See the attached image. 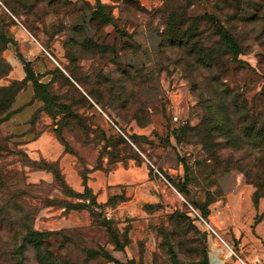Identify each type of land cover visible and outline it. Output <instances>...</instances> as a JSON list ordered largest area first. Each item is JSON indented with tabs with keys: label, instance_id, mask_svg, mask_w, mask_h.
Segmentation results:
<instances>
[{
	"label": "rangeland",
	"instance_id": "rangeland-1",
	"mask_svg": "<svg viewBox=\"0 0 264 264\" xmlns=\"http://www.w3.org/2000/svg\"><path fill=\"white\" fill-rule=\"evenodd\" d=\"M1 1L0 264H264V0Z\"/></svg>",
	"mask_w": 264,
	"mask_h": 264
},
{
	"label": "crops",
	"instance_id": "crops-1",
	"mask_svg": "<svg viewBox=\"0 0 264 264\" xmlns=\"http://www.w3.org/2000/svg\"><path fill=\"white\" fill-rule=\"evenodd\" d=\"M68 1H76V0H68ZM139 1H140V4L144 5L145 7H147L146 5L148 4L160 6L164 3V0H139ZM31 145H33L34 148H38L41 152H44V153L49 152L51 147H53V143L49 142V138L46 135L39 136L37 139L32 141ZM97 173L98 171H92L90 173L88 187L92 189L93 193L95 194L98 193V197H100L99 200H101L102 192L99 190H105L107 186H110L111 184H114L115 182L120 181L121 180L120 177H124V174L121 172L119 174L110 172V173L103 174V175H100ZM75 181L76 180H74L72 184L75 188H78V186L76 185L77 182ZM253 205H254L253 206L254 210H256L259 215H262L260 221L253 225V229H254L255 234L259 235L264 240V198L258 197ZM218 256L220 257V252L213 251L212 255L209 256V258L211 257L215 259ZM221 260L223 261L222 264H235L234 262H236L234 260H232V262L231 261L229 262L223 259ZM241 262L243 261L241 260ZM246 262L247 263H244V262L243 263L244 264H255V262H250L249 258L247 259Z\"/></svg>",
	"mask_w": 264,
	"mask_h": 264
},
{
	"label": "trees",
	"instance_id": "trees-1",
	"mask_svg": "<svg viewBox=\"0 0 264 264\" xmlns=\"http://www.w3.org/2000/svg\"><path fill=\"white\" fill-rule=\"evenodd\" d=\"M1 4L3 6H5L2 3V1H1ZM222 40H223L224 44L227 46V48L229 49V51L231 52V54L233 56H236L239 53V48L236 46V44L231 40V38L224 31L222 32ZM21 63H22V69H23V72H24V77H23L22 81H30L31 84H32V87L34 88V92H35V89L37 87H39V86H42V84H40L37 81V78L34 75V73L32 72L29 63L25 62V61H22ZM81 179H82V181H84L86 178L81 176ZM84 182L82 183V186H83V189L85 190V189H87V186H86V184ZM256 199H255V201H256ZM26 234H27V236H30V237L40 236L39 233L32 232L31 230L27 231ZM108 259L112 260L111 258H108ZM112 261H114V260H112Z\"/></svg>",
	"mask_w": 264,
	"mask_h": 264
},
{
	"label": "built area",
	"instance_id": "built-area-1",
	"mask_svg": "<svg viewBox=\"0 0 264 264\" xmlns=\"http://www.w3.org/2000/svg\"><path fill=\"white\" fill-rule=\"evenodd\" d=\"M172 119L175 120L176 119V116L174 115L172 117ZM192 211H193L194 216H196L198 218V220L204 222V220L202 219V217L194 209H192ZM208 228L212 232V234H214L216 237H218L217 234L209 226H208ZM219 240L223 243V245H225L226 248L229 249V247L220 238H219ZM229 251H230V253H233L230 249H229Z\"/></svg>",
	"mask_w": 264,
	"mask_h": 264
}]
</instances>
